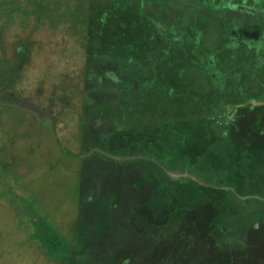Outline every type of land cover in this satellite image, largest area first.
<instances>
[{
  "label": "rangeland",
  "instance_id": "374dc122",
  "mask_svg": "<svg viewBox=\"0 0 264 264\" xmlns=\"http://www.w3.org/2000/svg\"><path fill=\"white\" fill-rule=\"evenodd\" d=\"M108 1L0 0V264H264V0ZM136 21L158 45L109 48ZM157 60L192 63L184 155Z\"/></svg>",
  "mask_w": 264,
  "mask_h": 264
},
{
  "label": "trees",
  "instance_id": "16d2710c",
  "mask_svg": "<svg viewBox=\"0 0 264 264\" xmlns=\"http://www.w3.org/2000/svg\"><path fill=\"white\" fill-rule=\"evenodd\" d=\"M66 1V0H65ZM138 1V0H137ZM198 1H200V5H199V7L198 8H196V10L197 11H199V10H201L200 8H202L201 6H202V0H198ZM83 2L84 3H82L83 5H81V8H86V10H88V9H91V10H93V9H96L95 7L96 6H100V5H105V4H117L115 1H108V0H83ZM119 2V1H118ZM139 2V1H138ZM41 5V8H42V3H40ZM167 5H169L170 4V2L169 3H166ZM119 5V4H118ZM162 6V5H161ZM208 6V9L210 10L209 12H215V11H217V9H215V7H212V6H210V5H207ZM163 7V6H162ZM227 8V7H226ZM80 8L77 10L79 13H80ZM206 11V10H205ZM98 12V11H97ZM217 15H219V14H217ZM220 16V15H219ZM98 17V16H97ZM112 18H114V16H110V19H112ZM257 18H258V16H257ZM99 19V18H98ZM121 19H123L122 17H121ZM100 20V19H99ZM100 21H102V20H100ZM135 21V20H134ZM105 22L104 21H102V22H100V24H104ZM124 23L123 22H120L119 21V23L118 22H116V23H110L109 22V28H111V26H113V25H115L116 27H114L115 28V30L113 29V33L116 31V28H117V30H122L121 29V25H123ZM135 24H138V25H135ZM135 24H133L132 26L131 25H129L128 26V37L127 38H125V33H119V35H117V37H118V41H117V45L116 46H114V44L112 43V41H113V35H111V37L108 35V36H104L105 38V40H106V42L107 43H109L108 45L110 46L109 48H112V49H117V50H121V47H123V45H129L130 46V48H133V47H138V49H139V51H142V49H143V47H145L144 45H141L140 44V42L143 40V38H144V36H147L148 35V37H149V42H150V48L152 49L154 46H156V44L158 45V42H159V39H160V41L162 40V32L160 31V30H158L157 31V33H153L154 31H152L151 33H149V27H146L145 28V26H144V22L143 23H141V22H139V21H136V23ZM149 24H151V23H149ZM256 24L258 25V22H256ZM138 27V26H140V27H143V29L147 32L146 34L147 35H145V32H144V30H142V29H140L141 31H142V33L140 34L138 31L135 33V36H132V39H131V41H129L130 40V37L131 36H129L130 34V32H131V29L133 28L134 29V27ZM175 26V25H174ZM177 26V25H176ZM175 26V27H176ZM152 27V26H151ZM153 28V27H152ZM175 29H177V27L175 28ZM174 29V30H175ZM138 35L141 37V39H139V37H138ZM158 35H160V36H158ZM160 37V38H159ZM145 39V38H144ZM157 39H158V41H157ZM130 42H132V47H131V45H130ZM147 45V44H146ZM106 49V48H105ZM111 50L109 49V52H110ZM144 51V50H143ZM106 53H107V51H106ZM108 54V53H107ZM136 55V54H135ZM144 58H145V60H146V58H148V56H145L144 55ZM144 60V61H145ZM144 61H142L143 63H144ZM156 61V60H155ZM173 63H170L169 62V60H166V61H163V60H157V62H156V64L150 69V71H149V73L150 74H152V75H155V77L159 74V71L161 72V73H164L165 75L164 76H166V77H164L165 79H164V82H165V84L163 85V87H164V89L165 88H167V92H170L169 90H170V86H171V84H173V85H176L177 83V81H178V84H180V87L184 90V91H182V92H184V94H176V97L178 96L179 98L182 96V98H183V100H177L179 103H180V105H182V106H179L178 105V102L176 101L175 103L176 104H174L175 105V107H174V109H176L177 111H178V113H180L179 115V118H180V120H181V122H179V123H176V122H174V121H176V120H178V119H173V120H169L168 122L170 123H172L173 122V124L174 125H176L177 126V129H179V130H175L174 131V133H176V132H178V133H180V134H182V135H185L186 136V138H187V140L185 141V143H184V148L186 147V149L184 150V151H182V152H180L181 153V155H184V154H186L187 153V151L189 150V148H187L188 146H187V144H188V142L195 136H197L200 132H198L197 130H195L194 131V129H192V127L191 126H187V127H185L184 125H186L185 124V122L188 124V122H189V124L191 123V120H189L186 116H187V114H186V112H190L189 113V115H190V118H193V114L197 111L196 109H192L191 111H187V110H185V106H186V104L189 102V98L190 97H194V96H197V95H200V94H198V91L195 93V92H191V89L189 90H187V89H184V85L188 82V80H187V73L185 72L186 70H187V67L189 66V65H191L192 63H191V61L190 60H181V62H177L176 60H171ZM146 62H148V64H154V63H152V62H150L149 63V60H146ZM145 62V63H146ZM144 63V64H145ZM191 63V64H190ZM146 65V64H145ZM255 65V64H254ZM155 67V68H154ZM251 67L253 68V65H251ZM206 73V72H205ZM207 74V73H206ZM253 74V73H252ZM258 74V73H257ZM169 75H171V83H170V79L168 78V76ZM173 76H174V79H173ZM182 77V78H180V81H181V79H183V78H186V81L182 84L180 81H179V77ZM209 78V77H208ZM212 78V77H211ZM209 78L210 80H211V83L210 84H212V83H215V79L214 78ZM163 79V78H162ZM209 79H208V81H209ZM176 81V82H175ZM209 84V85H210ZM189 91V92H188ZM166 93V92H165ZM188 93V94H187ZM186 94V95H185ZM185 95V96H184ZM187 95H188V97H187ZM182 102V103H181ZM138 103H140V102H138ZM150 103V102H149ZM185 103V104H184ZM141 104V103H140ZM139 104V106L137 107L138 109L139 108H141L140 105ZM146 104H148V102L146 103ZM151 104H153V101L151 102ZM148 106V105H147ZM162 106V109H164V104H162L161 105ZM181 107H183L184 108V110L181 108ZM148 108V107H147ZM146 108V109H147ZM153 107H151L150 106V108H148V110H145L147 113H143V111H142V109H141V111H140V115H138V114H136L135 113V115H134V117H141L142 116V118H144L145 120L147 119V117H148V112L150 111V115L152 114V110L153 111H156V109L155 108H153ZM183 110V111H182ZM190 110V109H189ZM175 111V110H174ZM182 113V114H181ZM144 114V115H143ZM152 116H153V114H152ZM179 120V121H180ZM183 121V122H182ZM148 122V121H147ZM147 122H146V128H148L147 127ZM137 123H134V125H133V128H129L130 129V131L131 130H136L137 129V127H139V126H137L136 125ZM161 126V124L159 123V122H157L156 123V121H155V125L154 126H150V128H148V129H150L149 130V133H148V137H149V139H150V141H148V144H146V145H144V147H149V149H152L153 151H155V152H157L158 150L156 149V147L158 146H156V144H158V143H160V140H161V138H163L164 136L162 135V133H160V131L162 130L161 128L162 127H160ZM156 127V129L158 128H160V131H156L154 128ZM166 129L168 130H164L163 129V133H165L166 134V132L167 133H169L170 132V128H168V127H166ZM260 134H261V132H259ZM174 135H176V134H174ZM173 135V136H174ZM172 136V135H171ZM264 137V136H263ZM99 138V146H101L100 145V143H101V137H98ZM241 139H243V138H241ZM115 142H116V145L118 146V147H115L114 146V149L112 150V148H109L110 147V145L109 144H107L106 142H102V144L103 145H105L108 149H105L103 146H101V149H102V151H108L110 154H118V153H122V155H129V154H132V152L130 151V152H128V153H126V151L125 150H123V149H125L124 148V146L126 145V143L125 144H123V142H122V140L121 139H119V138H116L115 139ZM154 142V143H153ZM192 142H193V140H192ZM109 145V146H108ZM121 145V146H120ZM123 145V146H122ZM105 149V150H104ZM175 149V148H174ZM207 149V148H206ZM161 152H163V153H161L160 154V160L161 161H163V163H165L166 165H169L168 164V162L170 161V159L172 158V156H171V154H169V151L168 150H164V148H162L161 150H160ZM160 151H158V152H160ZM193 153V152H192ZM194 156H196L195 154H194ZM42 235V237H41V239L43 240V242H44V240L46 241V245L49 247V249L53 252L54 250H55V253H58V252H56L57 250V241H56V238L54 237V235L53 236H50V234H47L46 232L45 233H41ZM45 244V243H44ZM54 255V254H53ZM55 255H57V254H55ZM56 257V256H55ZM125 259V258H124ZM129 259L131 260V261H133V259L134 260H136L134 257L132 258V257H129ZM137 261V260H136ZM125 260H122L121 261V263H124L125 264Z\"/></svg>",
  "mask_w": 264,
  "mask_h": 264
}]
</instances>
